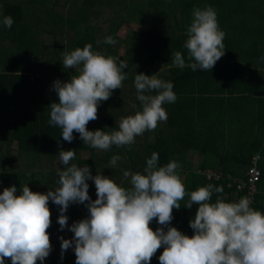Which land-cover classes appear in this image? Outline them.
I'll return each mask as SVG.
<instances>
[{"label":"trees","instance_id":"trees-1","mask_svg":"<svg viewBox=\"0 0 264 264\" xmlns=\"http://www.w3.org/2000/svg\"><path fill=\"white\" fill-rule=\"evenodd\" d=\"M72 1L74 7L70 9V0H51V4L48 0H0V19L11 16L14 20L11 29L0 24V185H15L17 195L24 185L42 194L55 190L59 187L58 171L64 167L57 156L61 150H75L71 164L87 165L93 176L101 174L129 188L123 171L144 174L146 162L155 152L158 167L173 160L181 165L177 174L188 193L209 184L222 187V193H213L212 203L218 196L225 202L247 196V188L239 185L247 181V172L256 163L261 178L251 207L264 213V0H135L138 12L133 13L132 20L140 24L131 30L137 34L132 40L135 47L124 56L120 51L121 58L115 53L118 49L103 42L106 37L102 35L111 36V31L108 34L104 28L106 33H98L103 27L91 24L92 15H98L95 1H103ZM119 5L127 8L129 0H120ZM207 6L216 11L219 27L226 33L225 55L211 71L173 66L172 53L177 51L186 64L194 62L188 60L184 47L187 29L193 10ZM76 12L78 16L71 18L69 13ZM47 36L54 41L48 43ZM87 44H92L93 52L129 64L124 69L127 79L122 89L114 90L110 99L101 102L98 119L87 125L89 131L110 134L119 130L122 118L142 111L134 86L136 74L158 73L159 79L174 84L176 102L163 105L167 122L137 136L130 146H112L107 151L84 144L76 132L71 143L64 141L62 129L49 124L48 106L58 102L54 82H67L75 74L74 69L64 68L63 52ZM192 151L200 157L195 168L188 161ZM114 155L123 157L115 168L110 165ZM87 183L89 196L95 201L94 181ZM188 199L186 196L179 202L181 208L173 210L169 226L191 237L194 231L189 225L199 205L186 208ZM86 204L69 206L65 213L68 226L61 231L60 206L49 201L52 251L43 264H75L74 246L62 258L60 237L74 236L68 229L89 216ZM150 227L155 231L161 226L153 220ZM163 250L157 251L151 264H159ZM5 264L11 260L6 258Z\"/></svg>","mask_w":264,"mask_h":264},{"label":"clouds","instance_id":"clouds-1","mask_svg":"<svg viewBox=\"0 0 264 264\" xmlns=\"http://www.w3.org/2000/svg\"><path fill=\"white\" fill-rule=\"evenodd\" d=\"M192 15L184 47L188 50V60L194 62L186 64L184 56L177 51L172 53L171 63L181 69L211 71L225 55L226 33L220 29L217 13L211 6L195 8ZM13 23L11 16L0 19V24L8 29ZM103 42L117 43L111 36ZM92 47L87 44L62 55L64 68L74 69L75 74L67 82H54L58 102L51 103L48 109L49 124L62 129L63 140L71 143L76 132L84 144L107 151L112 146H130L137 136L154 131L160 122H167L163 105L176 102L174 84L157 78L158 73L136 74L134 86L142 111L122 118L119 130L110 134L89 131V122L98 119V106L110 99L114 90L122 89L127 79L124 69L129 68L126 61L118 62L112 56L93 52ZM154 91L156 95L151 94ZM57 157L64 167L58 171L59 187L55 190L42 194L24 185L17 195L18 189L13 185L0 194V264H5L6 258L11 264L38 261L43 264L50 255L49 201L60 206L61 231L68 226L65 213L69 206L87 202L89 216L68 229L74 233L73 239L60 237L62 258L74 246L75 264H151L162 247L159 264H264V213L252 208L247 196L237 202H225L218 196L212 203L213 193H222L223 188L211 184L188 193L177 174L181 165L173 160L158 167L159 155L155 152L147 160L144 174L123 171L129 188L101 174L93 176L87 165L71 164L75 150H61ZM122 159L114 155L111 167L115 168ZM89 180L96 187L95 201L89 196ZM186 196L189 197L186 208L199 205L190 221L194 231L191 237L169 226L174 219L173 210L181 208L179 202ZM153 220L161 226L155 231L150 227Z\"/></svg>","mask_w":264,"mask_h":264},{"label":"rangeland","instance_id":"rangeland-1","mask_svg":"<svg viewBox=\"0 0 264 264\" xmlns=\"http://www.w3.org/2000/svg\"><path fill=\"white\" fill-rule=\"evenodd\" d=\"M61 1L65 2L66 0H61ZM102 1L103 3H99V4L95 1L96 4L95 10L98 11V15H92L91 24L96 27H103L102 29L103 31L98 30V33L99 32L106 33L105 30H107L109 34V32L111 31V36L117 41V43L113 45L115 50L118 49L115 51L116 55H118L121 51L122 56H124L125 54L130 53L132 51V48L135 47V44L132 43V40L134 37L137 36V34L132 32L131 30H136L138 29V26H140V24L132 20V18H134L133 13L138 12L137 3H136L137 1L129 0V6L127 8H124L123 6L119 5L120 0H102ZM72 2L73 1L70 0V3L68 4V8L70 9L74 7V3ZM47 3L51 4V0H48ZM69 15L71 18L74 19V17L78 16V12H76L74 15L69 13ZM129 24L131 25V29L129 28L130 26ZM102 36L108 37L110 35L107 36L102 35ZM53 41H54L53 37L47 36L48 43H52ZM118 56L120 57V54ZM117 61L119 60L117 59ZM119 93L122 92L120 91ZM188 159H189L188 161L192 164L193 168L197 167L200 162L199 154L193 151L189 153ZM4 188L6 187L3 185V183H1L0 191L3 192ZM73 237L74 236L71 237V235H69L65 239L71 240L73 239Z\"/></svg>","mask_w":264,"mask_h":264},{"label":"built area","instance_id":"built-area-1","mask_svg":"<svg viewBox=\"0 0 264 264\" xmlns=\"http://www.w3.org/2000/svg\"><path fill=\"white\" fill-rule=\"evenodd\" d=\"M255 161H257V158ZM254 164L255 165L251 166L247 172V181H242V183L239 185V188L241 189L247 188V197L252 201V203L255 199L256 193L258 192L257 182H259L261 178V171L256 163ZM262 195L264 196V188L262 190Z\"/></svg>","mask_w":264,"mask_h":264}]
</instances>
